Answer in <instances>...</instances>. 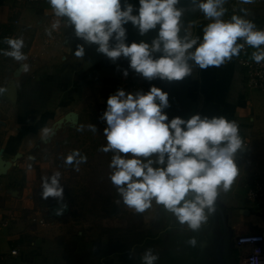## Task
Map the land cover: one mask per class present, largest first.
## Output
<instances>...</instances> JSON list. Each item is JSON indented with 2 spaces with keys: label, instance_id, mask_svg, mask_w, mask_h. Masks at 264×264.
<instances>
[{
  "label": "clouds",
  "instance_id": "1",
  "mask_svg": "<svg viewBox=\"0 0 264 264\" xmlns=\"http://www.w3.org/2000/svg\"><path fill=\"white\" fill-rule=\"evenodd\" d=\"M56 18L46 35L63 26H71L77 39L73 55L85 56V45H95L96 52L116 63L120 58L129 62V68L151 82L159 79L179 82L192 75L193 68L207 70L220 67L240 55L245 46L255 49L251 58L257 64L264 62V29L246 18L250 12L240 8L243 15L233 14L223 19L227 0H190L191 10L200 11L209 23L203 28V38L184 29L182 17L188 10L178 7L180 0H139L136 7L129 0H47ZM241 5L254 0H239ZM131 24L140 36L150 31L157 35L151 43H127L126 25ZM182 29L184 34L181 35ZM7 50H0L21 64L20 71L28 72V56L22 51L23 37H6ZM123 76L129 75L123 69ZM5 89L0 88V93ZM169 93L152 85L126 93L118 89L107 99V108L100 119L106 122L103 130L106 146L99 150L112 152L109 176L123 204L137 214L149 210L153 203L175 217L177 223L197 233L217 211L221 192L228 193L239 174L237 157L244 150L236 121L224 116L193 114L184 119H169ZM96 133L94 124L87 125ZM78 131H83L81 125ZM52 134L49 128L40 131L42 140ZM34 159V158H33ZM87 157L74 150L65 158V164L86 163ZM31 167V165H29ZM60 172L41 177V197L53 198L58 205L56 215L67 208ZM195 236L188 244L197 245ZM131 256V253H130ZM142 264H156L159 256L148 249L141 257Z\"/></svg>",
  "mask_w": 264,
  "mask_h": 264
},
{
  "label": "crops",
  "instance_id": "2",
  "mask_svg": "<svg viewBox=\"0 0 264 264\" xmlns=\"http://www.w3.org/2000/svg\"><path fill=\"white\" fill-rule=\"evenodd\" d=\"M129 2L139 6V0ZM178 7L188 9L182 17L184 29L192 23L189 30L202 39L203 28L209 21L200 11L191 10L190 0H180ZM241 7L249 10L246 18L256 25L264 21L260 0L248 5H241L239 0H227L223 19H230L233 14L243 15ZM55 19L47 0L36 3L0 0V50L8 49L4 38L23 37L25 47L22 51L28 56L26 63L30 65L28 72H21V64L0 51V88L5 89L0 93V157L10 162L6 171L0 173V264H64L57 237L62 232L65 216L55 214L58 207L55 201L40 198L41 177L48 175L50 169V163L41 154L46 144L41 143L40 131L45 127L52 131L58 118L72 108L77 110L75 106L82 104L90 94H98L97 99L107 103L108 97L129 80L155 85L169 93L170 107L165 110L169 119L176 116L187 119L193 114L209 118L224 116L236 121L242 140L250 142L245 132L251 121L252 93L245 85L244 73L236 57L220 67L207 70L194 67L192 75L183 81L169 83L156 79L149 82L132 71L126 59L110 62L97 55L94 46L85 45V56L75 57L76 45L84 42L75 37L71 26L64 27L62 22L51 38L45 34ZM126 28L129 44L133 41L151 43L157 35L156 31H150L140 36L130 23ZM3 62H11V69L3 72ZM123 69L129 70L126 78ZM67 93L70 98L62 102ZM30 110L38 111L31 115ZM61 131L54 130L48 139L54 140ZM240 158L239 153L237 159ZM238 168L239 174L231 190L221 192L216 213L199 232L194 234L188 228L174 226L161 230L165 240L174 235L181 241L189 264H239L237 235L264 234V207L255 208L245 194L242 195L241 191L251 182L245 183V171L239 164ZM27 212L43 217L45 223L28 220ZM141 215L144 219L149 215L152 226L158 221L175 220L163 206L155 203ZM193 236L198 243L191 251L187 246ZM12 249L17 250V255H10Z\"/></svg>",
  "mask_w": 264,
  "mask_h": 264
},
{
  "label": "rangeland",
  "instance_id": "3",
  "mask_svg": "<svg viewBox=\"0 0 264 264\" xmlns=\"http://www.w3.org/2000/svg\"><path fill=\"white\" fill-rule=\"evenodd\" d=\"M10 63H1L3 72L11 69ZM250 91L252 93L251 121H249L250 125L245 132L250 140V148H245L240 153L241 158L237 159L239 166L243 167L241 168L242 171H245V183L252 182L264 172V165L261 163L264 162V92ZM97 95L90 94L82 104L79 103L75 106L77 110L73 108L69 110L75 111L79 116L78 123L75 126L61 127L59 129L62 131L55 136L54 140L41 141L43 145H47H44V148L41 149V154L43 159L50 163L48 175L50 176L57 171L61 173L60 183L65 189L64 197L68 205V210H64L65 213L63 214L65 224L62 226V232L58 237L65 236L68 240H77L80 243L82 252L94 248L100 242L103 248H106L109 243L117 242L118 239L127 243L136 239L139 231H149L160 235L164 242L162 247H156L152 250L153 254L159 256L156 264H189L180 246L181 241L170 233L171 236L167 237V241L164 232H161L167 226L179 227L178 229L185 230L186 225L181 226L176 220H162L152 226L149 215L144 219L141 214L128 209L122 201L117 203L118 200H121L120 197L116 199L119 212L114 215L105 218L99 217L102 216L101 213H104L103 207L105 206L101 207L99 201H97L95 207H91L94 199L100 196V200L103 202L113 194L112 190L116 189L109 179L112 171L109 165L113 153H104L99 150L107 144L103 134V130L107 125L106 122L100 119L107 108V103H102L99 97L97 99ZM63 97L65 98L62 102H65V99L70 98V94L67 93ZM37 111L30 110V114H35ZM89 124H94L97 127L96 133L88 130L87 125ZM81 125L84 126V130L78 131L77 129ZM38 145L40 146V144ZM74 150H78L87 157V162L79 165V171H76L74 166L65 164V158ZM252 167L254 168L250 170ZM245 191H241L242 195L245 194ZM40 198L42 199V197ZM48 200L55 201L53 198H48ZM141 222L143 225L142 228H139ZM105 230L107 234L103 235ZM108 230L113 231L108 233ZM138 248H135L136 262L133 264H142L141 257L144 252H141ZM187 248H191L192 251V246L189 245Z\"/></svg>",
  "mask_w": 264,
  "mask_h": 264
},
{
  "label": "built area",
  "instance_id": "4",
  "mask_svg": "<svg viewBox=\"0 0 264 264\" xmlns=\"http://www.w3.org/2000/svg\"><path fill=\"white\" fill-rule=\"evenodd\" d=\"M18 2L36 3L40 0H16ZM264 7V0H260ZM14 23H17L15 21ZM257 29H264V21L256 25ZM255 49L245 46L240 55L235 58L237 64L242 68L244 73V81L247 88L264 92V62L257 64L251 58V53ZM151 85L148 83L129 80L119 89H123L126 93H135L137 91L147 92ZM244 149L249 147V142L243 140ZM246 200L253 204L255 208L264 207V172L257 176L245 191ZM26 218L33 223L44 224L43 217H36L32 213L27 212ZM5 222H3V225ZM236 244L239 248L238 263L239 264H264V234L262 233H239L236 237ZM17 250L12 249L10 255H17Z\"/></svg>",
  "mask_w": 264,
  "mask_h": 264
},
{
  "label": "trees",
  "instance_id": "5",
  "mask_svg": "<svg viewBox=\"0 0 264 264\" xmlns=\"http://www.w3.org/2000/svg\"><path fill=\"white\" fill-rule=\"evenodd\" d=\"M112 191L113 194L108 197L107 200H103L102 202L99 196L92 201L93 204L91 207H95L97 201L101 203V207L105 205L103 207L104 213H101L102 216L99 217L105 218L119 212L116 199L120 196L116 189ZM142 225L141 222L139 228H142ZM110 231L112 233L113 230H108L107 232L109 233ZM104 234H107L106 230L103 232V235ZM163 244V238L160 235L153 234L149 231H139L136 239L130 242L124 243L118 239L117 242L109 243L106 248H103L100 242L94 248L81 252V246L77 240H68L65 236L57 238V245L60 247L61 258L64 264H133L136 262L134 254L135 248L137 249V247H139L138 249L141 252H145L148 249L153 250L156 247L160 248Z\"/></svg>",
  "mask_w": 264,
  "mask_h": 264
},
{
  "label": "water",
  "instance_id": "6",
  "mask_svg": "<svg viewBox=\"0 0 264 264\" xmlns=\"http://www.w3.org/2000/svg\"><path fill=\"white\" fill-rule=\"evenodd\" d=\"M92 46H94L95 49L97 47L95 45H92ZM96 54L104 56L103 54H98V53H96ZM108 60L111 62L110 59H108ZM9 87L12 89L13 84H11ZM78 120H79V116L75 111H68L62 117H60L56 120V122L54 123V127H53L51 132L53 133L54 130H57V129L64 127V126L73 127L78 123ZM9 165H10L9 161H5L0 157V173L5 172L6 169L9 167ZM67 210H68V207L65 209V211H67ZM65 211L63 212V214L65 213ZM57 216H61V215H57Z\"/></svg>",
  "mask_w": 264,
  "mask_h": 264
}]
</instances>
